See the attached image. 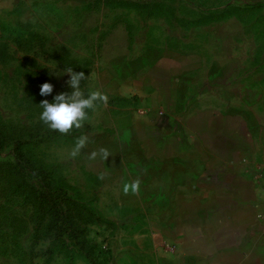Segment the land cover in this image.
I'll return each mask as SVG.
<instances>
[{
    "label": "rangeland",
    "instance_id": "obj_1",
    "mask_svg": "<svg viewBox=\"0 0 264 264\" xmlns=\"http://www.w3.org/2000/svg\"><path fill=\"white\" fill-rule=\"evenodd\" d=\"M38 5L0 28V264H107L111 238L133 228L143 207L133 202L141 189L123 192L140 175L131 132L140 111L135 97H110L99 80L173 55L191 76H206L197 92L223 86L241 99L248 87L264 89V0ZM67 68L89 77L80 83L85 96L99 90L108 103L88 110L81 129L62 134L40 120L39 105L71 93ZM44 83L53 85L51 95H40ZM81 135L89 142L73 158ZM100 148L109 150L107 161L87 159Z\"/></svg>",
    "mask_w": 264,
    "mask_h": 264
},
{
    "label": "crops",
    "instance_id": "obj_2",
    "mask_svg": "<svg viewBox=\"0 0 264 264\" xmlns=\"http://www.w3.org/2000/svg\"><path fill=\"white\" fill-rule=\"evenodd\" d=\"M44 1L0 0V28ZM175 61L164 55L99 80L140 111L133 202L143 207L111 238L107 264H264V89L241 99L223 86L197 92L206 76Z\"/></svg>",
    "mask_w": 264,
    "mask_h": 264
},
{
    "label": "clouds",
    "instance_id": "obj_3",
    "mask_svg": "<svg viewBox=\"0 0 264 264\" xmlns=\"http://www.w3.org/2000/svg\"><path fill=\"white\" fill-rule=\"evenodd\" d=\"M66 73L70 75L68 81L69 87L72 89L71 93H62L54 97V102L48 100L42 101L39 105L43 111L40 115V120L50 129L59 131L62 134L70 133L74 128L81 129L84 122L89 120L88 110H95L98 103L107 104L108 96L99 90L91 91L87 96L80 89L82 80L87 79L83 72L76 73L72 68L65 69ZM53 92V85L44 83L41 85L40 95L48 96ZM89 142L87 135H81L77 138L74 148L70 155L75 158L81 150L86 147ZM110 152L106 148H100L98 151H92L87 156L89 160H96L98 157L107 161ZM100 179L105 178V174H100ZM141 181L140 179L131 182H125L123 185V192L125 195L129 193L136 195L139 192Z\"/></svg>",
    "mask_w": 264,
    "mask_h": 264
}]
</instances>
